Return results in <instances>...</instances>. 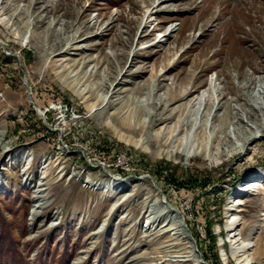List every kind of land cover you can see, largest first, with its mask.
<instances>
[{"label": "rangeland", "instance_id": "obj_1", "mask_svg": "<svg viewBox=\"0 0 264 264\" xmlns=\"http://www.w3.org/2000/svg\"><path fill=\"white\" fill-rule=\"evenodd\" d=\"M262 93L264 0H0V264H264Z\"/></svg>", "mask_w": 264, "mask_h": 264}, {"label": "bare ground", "instance_id": "obj_2", "mask_svg": "<svg viewBox=\"0 0 264 264\" xmlns=\"http://www.w3.org/2000/svg\"><path fill=\"white\" fill-rule=\"evenodd\" d=\"M245 87H247V86H245ZM262 94H264V93H262ZM199 102H200V104H202V100H201V101H198V103H199ZM249 114H250V113H249ZM169 118H170V115H165V116H163L162 119L159 118V120H164V121H165V120H168ZM157 119H158V117H157ZM3 135H5V131H4V130H0V138H1ZM11 142H12V141H11ZM0 143H1V142H0ZM9 143H10V142H6V143H4V144H8V145H9ZM4 148H5V145H4ZM6 148H7V147H6ZM250 183H253V182H249L248 184H250ZM160 202H161V201H160ZM240 202H241V201L238 200L236 203L240 204ZM160 204H161V203H160ZM161 205H162V204H161ZM164 209H165V208H164ZM168 209H169V208H168ZM165 210H167V208H166ZM236 218H237V217H236ZM174 221H175V220H174ZM181 224H182V223L179 222V221H176V222L173 223L175 229H177L176 232H178L179 230H180V231H181V230L183 231V229L181 228ZM180 231H179V232H180ZM182 231H181V233L184 232V231H183V232H182ZM167 232H168V231H167ZM185 234H186V233L184 232V236L187 237L188 235H185ZM181 235H182V234H181ZM234 236H235V235H234ZM188 237H189V236H188ZM189 252H192V251H189ZM175 256H176V255H175ZM188 256H189V255H188ZM185 257H186V256H185ZM189 257H190V256H189ZM179 259H180V258H179ZM181 260H182V259H181ZM177 261H178V260H177ZM183 261H185V260L183 259ZM181 262H182V261H181ZM256 263H257V262H256ZM248 264H252V260H251L250 263H248Z\"/></svg>", "mask_w": 264, "mask_h": 264}]
</instances>
